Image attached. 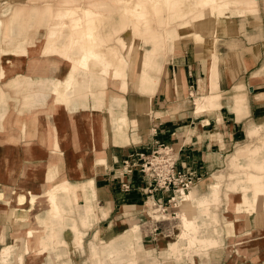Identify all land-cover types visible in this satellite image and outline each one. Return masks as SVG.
<instances>
[{"label":"crops","instance_id":"0c3cea01","mask_svg":"<svg viewBox=\"0 0 264 264\" xmlns=\"http://www.w3.org/2000/svg\"><path fill=\"white\" fill-rule=\"evenodd\" d=\"M30 1L41 5H19L25 27L11 25L10 32L14 27L16 35L20 28L21 38L36 44L25 55L2 56L12 71L0 79V264H78L75 251L87 254L84 264H264L263 244L249 239L232 244L239 235L264 239V212L244 211L243 201L252 198L253 188L238 181L234 168L237 164L253 172L254 159H260L262 171L257 172L264 174V0H208L207 5L200 3L205 0H179L175 7L158 5L150 25H139L123 3L71 0L76 8L102 2L97 44L115 54L109 57L113 64L123 66V76L95 75L100 80L95 91L117 94L115 100L106 97L104 114L69 111L52 101V86L65 77V70L54 55L52 76H44L37 42L44 33L43 10L62 0L23 3ZM13 11L4 18L6 24L9 17L12 23ZM68 33L70 37L71 29ZM82 77L92 87V76ZM247 137L259 144L237 148ZM157 144L172 146L178 169L198 177L191 201L162 222L155 220L150 202L166 201V194L149 196L140 172L130 178L117 174L128 155L149 153ZM236 148L228 175L235 180L223 192L225 175L216 173ZM63 180L88 185L91 214L70 203L63 218L53 221V232L38 233L26 253L27 231L40 230L37 217L48 215L44 193ZM124 182H130L127 191ZM228 191L241 195L235 200ZM20 194H26L23 204ZM31 194L35 203H30ZM222 196L231 212L216 214L212 208ZM186 213L193 221L191 231L182 216ZM176 217L180 226L174 224ZM175 234L178 241L170 243ZM9 248L4 263L3 252ZM189 251L202 258L194 256L190 262ZM165 252L173 258H164Z\"/></svg>","mask_w":264,"mask_h":264},{"label":"bare ground","instance_id":"6f19581e","mask_svg":"<svg viewBox=\"0 0 264 264\" xmlns=\"http://www.w3.org/2000/svg\"><path fill=\"white\" fill-rule=\"evenodd\" d=\"M70 1L71 0H62L61 4L57 7L49 5L43 10L42 28L44 33L43 38L37 42L38 52L43 55V62L40 61L39 63V71L44 72V76H52V57L54 55L59 56V58H61L60 64L65 70V75H63L65 77L59 78L52 86L51 96L53 97L52 101L54 104L63 105L69 111L82 108L85 110H95L101 114H104L102 110L103 107H101L100 104L92 103V108L90 107L89 93L86 94V92H89L90 90L92 93V99L96 100L95 90L98 88H95V85H97L100 80L94 75L99 74L103 76H123V66H121L120 62V64L117 63V65L113 64L110 58H113L115 54H113L112 51L106 50L97 44L95 31L97 20L101 14L102 2L93 1L88 7L86 6L76 8L75 6L68 5ZM113 1L123 3L124 5L128 6L129 12H131V14L134 13L135 16H137L140 22L139 25L142 23L146 25L151 24L153 19L152 14L153 12H156V7L158 5H168V7H175V5L179 3V0ZM208 2V0H205L204 2L201 1L200 3L207 5ZM13 14L14 16L11 25L17 24L21 28H24L25 19L22 20L20 18L22 14V7H15ZM70 29L71 36L69 37L68 31ZM14 31V27H12V32L10 33L5 30V33H3L0 39V79L5 78V76H7L8 73L12 71V69H9L10 66H8V68L2 62V56H4V54L13 53L18 56L25 55L28 52V46L36 44V41L34 42L32 39L26 37L21 38L20 34L22 29L18 28L19 32L16 35ZM75 74L77 77L74 76ZM18 76L22 75L19 74ZM82 76H92V87L88 85L89 79L86 82L85 78ZM114 78H111V80H114ZM34 82H36V80ZM38 83L41 84V81L39 80ZM45 97L47 98V96ZM80 101H83V103L80 104ZM74 104H76L75 109L72 107ZM2 117L3 115L1 118ZM257 152H259V149ZM254 160V165H252L253 172L242 171L240 165L237 164L234 165V168L238 171L236 174V176H238V181H247L248 183H251L253 188L252 198L247 197L243 201L245 211L248 212V214L254 212L260 216L264 212V174H261L257 171H262L263 162L260 159ZM89 184L93 186V180H91ZM87 187L88 185L86 183L74 184L67 180H63L62 182L51 186L44 193L49 205L46 209L48 215L45 218L37 217L38 223L41 227H43L44 230L30 229L27 231L28 240L26 241L25 247L26 253L29 252L31 247H33V238L37 236L38 233L53 232V221L63 218L64 214L68 212L70 203H75L77 209L84 210L86 213L91 214L93 201L90 200L91 192ZM192 191L193 188L187 194L184 202L191 201ZM59 192L66 193L67 197L62 195L59 196ZM80 194H82V196ZM80 196L83 199V204L79 203ZM25 200L26 194H20L18 198L19 203L23 204ZM35 202L36 195L31 194L30 203ZM236 209H240V206H238ZM182 216L187 229L191 231L193 229L191 214L186 213ZM16 247L17 242L14 243L13 248L15 249ZM9 252L11 253V248L6 249L3 252L2 259L4 263L7 261ZM131 255H133V253H131ZM16 258L18 261H22L23 255L17 254Z\"/></svg>","mask_w":264,"mask_h":264},{"label":"built area","instance_id":"2783aa9c","mask_svg":"<svg viewBox=\"0 0 264 264\" xmlns=\"http://www.w3.org/2000/svg\"><path fill=\"white\" fill-rule=\"evenodd\" d=\"M178 160L174 148L168 144H157L151 152H134L128 155L118 167L119 178H130L140 172L148 185V195L164 192L166 201L155 199L153 207L166 212L167 206L177 208L185 201L198 177L189 171L178 169ZM124 190L130 189V182L122 184ZM163 218V217H162ZM157 222L162 221L155 219Z\"/></svg>","mask_w":264,"mask_h":264},{"label":"rangeland","instance_id":"374dc122","mask_svg":"<svg viewBox=\"0 0 264 264\" xmlns=\"http://www.w3.org/2000/svg\"><path fill=\"white\" fill-rule=\"evenodd\" d=\"M23 1L24 0H0V19H4L5 17H6V15L9 13V10L10 9H14L15 7H17V6H19V5H25V4H27V5H29L28 3H30V4H32L33 3V5L32 6H36V7H40V5H41V3H39V2H37V1H30V2H27V3H23ZM68 5H69V3H68ZM26 8H27V6H25ZM11 19L12 18H10L9 17V23H7L6 24V22H5V19H4V21H3V25H2V28H1V30H0V39H1V37H2V35H3V33H5V30L8 32V33H10V29H11ZM137 46H138V57H139V55H140V53L142 52V50H141V42L140 41H138V43H137ZM95 76V75H94ZM134 79H135V76H134ZM100 86H96L95 85V88H99ZM114 88H117L116 86H113ZM118 89V88H117ZM109 90H113L112 89V86H110L109 87ZM84 91V90H83ZM87 93H89V104H90V107L92 108V103H96V104H100L101 105V107H102V104H103V109L102 110H104V105H106V97H109V99L111 100V99H113V100H115V99H117V94H115V93H112V92H109V93H101V92H98V91H95V93H96V95H95V98H96V100H93L92 99V96H91V92H90V90H89V92H86V94ZM85 94V93H84ZM120 95H122L123 96V98L125 99V97H124V95L125 94H122V93H120ZM126 100V99H125ZM81 103H83V101H80V104ZM74 109V108H73ZM254 144V143H256V144H259V141L255 138V139H253V140H250L248 137H247V140L246 141H244V142H242L241 144H239L238 145V147L237 148H239V146H243V145H246V144ZM237 148L228 156V158L226 159V165H225V168L222 170V171H220V172H218V173H216V174H223V175H225V178H224V185H223V187H222V191L223 192H225V191H227V187H226V185H227V183H229V182H233L235 179L233 178H229L228 177V175L230 174V173H232L233 172V169L230 167V161H231V159H232V157H233V155L235 154V152L237 151ZM215 174V175H216ZM225 188H226V190H225ZM89 190V189H88ZM94 192V191H93ZM228 194L231 196V197H233L235 200H238L239 199V197H240V195H241V193H234V192H230V191H228ZM60 195H62V196H64V197H67V194L66 193H64V192H59V196ZM224 195H225V193H224ZM224 196H222V201L221 202H218L217 203V205L215 206L216 207V209L215 208H212V210L213 211H215V213L216 214H222L224 211L225 212H231L230 211V209H231V204L230 203H228L227 202V199H226V201H225V199L223 198ZM154 201V200H153ZM153 201L152 202H150V207H152V212L154 213V215L155 216H157V218L159 219V220H165V218H168V216H170V213L172 212V211H174V213H173V217H175V216H177V214L179 213L178 212V210H179V208H172V207H169V206H167V210H166V212H162V211H158V210H156L157 209V207H153ZM44 208L45 209H47L48 208V202H47V198L45 197V199H44ZM67 204V203H66ZM67 207V206H66ZM213 207V206H212ZM244 211H245V209H244ZM47 212V210L45 211V213ZM246 212V211H245ZM76 212H74V213H72L70 216H69V218H72V217H74V214H75ZM177 213V214H176ZM248 213V212H247ZM249 214H254V212H251V213H249ZM163 217V218H162ZM217 217V216H216ZM177 218V217H176ZM162 220V221H163ZM162 221H159V222H162ZM180 222H179V219L177 218L176 219V221H175V225L177 226V225H179L180 226V224H179ZM208 227H210L211 226V221H208ZM218 223H219V221H218ZM219 225V224H218ZM41 227V226H40ZM219 227V226H218ZM40 230H44L43 229V227H41V229ZM65 231V230H64ZM180 232H181V227H180ZM180 232H175V233H177V234H180ZM174 233V232H173ZM177 234H175V235H173V239H171L170 238V241H172V242H170V243H175V242H177L178 241V239H179V235H178V237H177ZM66 237V236H65ZM256 235H253L252 236V238H249V237H243V236H241V235H239V237L238 238H236L235 240H232V244H234V243H237V244H239V243H244L243 242V240H248L249 239V242H251L250 240H252V243H250V244H258V243H260V244H263V246H264V239L263 240H261L262 242H260V241H255V239H256ZM66 239L68 240V238L66 237ZM36 247H34V249H35ZM193 251H189V256L187 255V257L189 258V260H190V262H192V259H194V256H199L198 254H196V253H192ZM86 255L87 254H85L84 252L83 253H80V252H78V251H75V253L73 254V256H75L76 257V259H77V261H78V264H84L83 262L86 260ZM262 256H261V259L264 261V252L261 254ZM66 257L65 258H67V259H64L66 262L68 261V254L67 255H65ZM163 256H164V258H173V257H170L168 254H167V252H165L164 254H163ZM192 258H191V257ZM200 258H202L201 256H199ZM64 258V257H63ZM63 258H61V259H63ZM35 259H36V257H35ZM34 261H36V260H34L33 259V262ZM63 264H65V263H63ZM87 264H91V262L88 260V262H87ZM192 264H193V262H192Z\"/></svg>","mask_w":264,"mask_h":264}]
</instances>
